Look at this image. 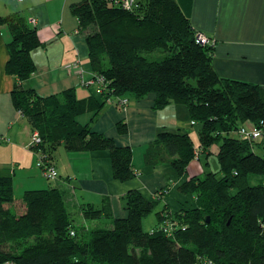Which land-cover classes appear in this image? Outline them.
I'll return each mask as SVG.
<instances>
[{"label": "trees", "instance_id": "1", "mask_svg": "<svg viewBox=\"0 0 264 264\" xmlns=\"http://www.w3.org/2000/svg\"><path fill=\"white\" fill-rule=\"evenodd\" d=\"M135 1L133 9L113 0H83L72 8L93 76L104 82L100 99L79 98L76 88L47 97L27 88L37 70L32 52L42 45L38 32L20 13L0 18L12 34L6 72L15 78L13 106L39 136L31 146L37 167L56 170L60 147L108 152L114 179H135L133 149L92 125L108 99L155 95V110L184 105L202 130L198 144L189 134H159L146 148L145 164H168L184 177L190 163L210 156L216 145L219 170H207L206 160L200 175L181 184L178 191L193 198L190 208L155 212L161 199L132 190L122 198L126 216L115 218L108 198L99 207H73L61 184L28 189L19 199L14 170L0 166V264H264V141L240 137L242 127L264 134L259 87L218 75L212 43L196 42L200 32L176 0ZM117 128L128 132L123 122ZM70 207L77 208L79 223ZM153 213L157 224L145 230L143 220Z\"/></svg>", "mask_w": 264, "mask_h": 264}, {"label": "crops", "instance_id": "2", "mask_svg": "<svg viewBox=\"0 0 264 264\" xmlns=\"http://www.w3.org/2000/svg\"><path fill=\"white\" fill-rule=\"evenodd\" d=\"M82 1L0 0V18L20 13L38 32L42 45L32 52L37 70L25 86L34 88L43 97L76 88L79 98L93 96L100 99L95 88L84 86L81 79L83 74L86 80L93 78L87 42L79 31V20L72 11L73 6ZM176 1L192 27L211 40L214 48L213 66L218 75L223 79L257 85L264 103V0ZM11 39L9 28L0 23V144L20 157L17 162L0 163V166L14 170L16 178L19 174L26 175L28 169H34L30 168L34 163L37 169L34 170L40 174L41 171L37 168L39 154L31 148V126L12 102L15 78L6 72ZM124 97H129V107L120 110L108 102L92 129L114 139L119 146L133 149V164L140 172L138 177L128 182L115 180L108 152L62 151V156L66 157V160L63 159L64 174L58 167L60 162L56 157L54 160L58 172L56 185L61 184L68 189L71 187L80 193H94L101 198L100 205L104 198H108L115 218L126 216L122 198L132 190L140 191L148 200L153 201L157 192L168 187V196L161 203L171 207L170 200L175 197V193L180 202V198H184L178 191L181 184L200 175L203 172L202 162L217 158L219 153L218 146L211 147L210 156L202 154L200 160L191 162L184 177H180L168 164L155 167L143 165L136 160V149H145L161 133L189 134L198 144L202 125H193L184 105L170 104L155 110V95L142 99L127 95ZM121 122L127 125L126 134L118 132L117 125ZM28 160L32 164L28 165ZM82 199H86V196ZM88 201L96 206L92 199ZM175 204L172 207L178 206V209L180 205H177V201Z\"/></svg>", "mask_w": 264, "mask_h": 264}, {"label": "rangeland", "instance_id": "3", "mask_svg": "<svg viewBox=\"0 0 264 264\" xmlns=\"http://www.w3.org/2000/svg\"><path fill=\"white\" fill-rule=\"evenodd\" d=\"M93 86V85H91ZM61 93V92H60ZM78 93V91H77ZM96 93V91H95ZM97 94V93H96ZM99 96V94H97ZM108 103V102H107ZM131 101L129 99V102H127L126 104L123 105V107H120L118 106L117 103H114V102H111V105L115 106L116 108L120 109V110H123V109H127L130 105ZM194 125V123H193ZM34 139H39V136H38V133L36 132H33L32 133ZM33 139V138H32ZM32 139H31V146H32ZM61 148V147H60ZM58 148L57 152H56V158L57 160L60 162V165H58L61 173H63V159L66 160V157L62 156V151H65V149L62 147L61 149ZM147 148V147H146ZM146 148L143 149V150H139V149H136L134 151V154H135V157H136V160L139 162H142L143 165L145 164V153H146ZM65 153V152H64ZM261 155H263L262 151L259 152ZM17 158V159H16ZM20 157L16 156V154H13L10 149H8V147H4L0 144V163H7V164H12L14 162H17V160L19 159ZM203 161V160H202ZM27 164H32L31 163V160H28L27 161ZM30 168H35V163L32 164L30 166ZM38 168V167H37ZM220 168L219 166V162H218V159L215 158V157H212L209 161V167L207 168V170H211V171H218ZM34 169L32 170H27L26 171V175H17L16 176V183H15V195L17 198L21 199V196L24 194V192L28 189H31V188H38L39 186H42V184L46 183L47 186H53L55 187L56 184H55V181L56 179H58V177H52L49 172L47 171H44V170H39L38 171H41V174L36 172ZM37 170V169H36ZM48 170V169H47ZM45 173V175H43V173ZM49 171V170H48ZM64 174V173H63ZM42 175V176H41ZM46 176L50 179H47ZM58 176V174H57ZM65 176V175H63ZM54 178V179H53ZM32 185H34L33 187H31ZM36 185H39V186H36ZM71 195H72V202H71V205L74 207V206H78L80 205L82 202H91V201H88L90 199H92V201L96 202V206L99 207L100 206V202H101V198L100 197H97L96 194L94 193H80L79 191L75 190L74 188H71L69 187V190H68ZM168 193H169V188L167 187L166 189H162L160 190L159 192H157L154 196V200L153 201H157L159 199H163L166 195L168 196ZM86 196V199H82L83 196ZM181 196H183L184 198H180V202H179V199H177L176 197H179L176 193L174 194L175 197L172 198V200H170V204H171V207L172 205H176L175 202L177 201V205H180V207L177 209L178 206H176L175 208H171L169 206H167V210H170L171 213H175L181 209H184V208H190L191 206H194V201H193V198L191 196H187V195H184L182 193H180ZM90 198V199H89ZM74 200V201H73ZM163 202V201H162ZM22 206L18 203L17 204V208H21ZM164 207V204L160 203L157 207H156V210L155 212L157 211H160L162 208ZM70 210L71 212L73 213V218L75 219L76 222H80L79 221V216L77 215V208L75 209H72L70 207ZM173 210H177V211H173ZM95 223V222H94ZM157 224V218L155 216V213L149 215L148 217H146L144 220H143V228L145 230H149L151 229L152 227H154V225ZM102 225L101 227H106L104 223L100 224Z\"/></svg>", "mask_w": 264, "mask_h": 264}, {"label": "built area", "instance_id": "4", "mask_svg": "<svg viewBox=\"0 0 264 264\" xmlns=\"http://www.w3.org/2000/svg\"><path fill=\"white\" fill-rule=\"evenodd\" d=\"M17 1H21V0H17ZM113 4L115 6L121 7L123 9H133L135 7H137V2L135 0H113ZM34 22V21H33ZM196 42L198 44L201 45H207L211 43V40L209 39V37H207L205 34L203 33H199L197 35V39ZM84 73V72H83ZM84 74L81 76L82 79V83L84 86L90 87L91 85H93V87L95 88V91L97 94L101 95L102 94V86L104 84L103 79L101 77H95L93 76L92 79L90 80H86L84 78ZM108 102H114L117 103L118 106L123 107L124 104H126L127 102H129V99L127 97H117V98H112V99H108ZM194 123V122H193ZM263 134L260 130L250 127H242L240 130V137L243 140H247V141H254V140H259L260 138H262ZM32 143H38L39 139H34L33 135H32ZM41 167V165H39ZM49 170V174L52 177H57V171L55 169H53L52 167L48 169ZM54 179V178H53Z\"/></svg>", "mask_w": 264, "mask_h": 264}]
</instances>
